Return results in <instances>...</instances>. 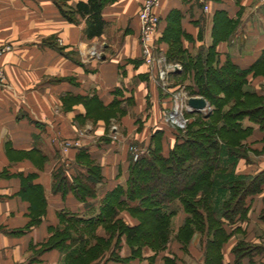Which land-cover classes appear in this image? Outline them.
Returning <instances> with one entry per match:
<instances>
[{
  "label": "crops",
  "instance_id": "1",
  "mask_svg": "<svg viewBox=\"0 0 264 264\" xmlns=\"http://www.w3.org/2000/svg\"><path fill=\"white\" fill-rule=\"evenodd\" d=\"M87 1L66 0V4L75 8ZM141 4L142 0L108 2L102 10L103 34L88 39L85 19L77 16L78 23L69 22L55 0H0V48L11 46L0 57L8 79L7 87H0V264H65L64 252L45 247L52 230L61 225L59 213L97 217L103 195L128 179L129 142L144 145L151 129L167 127L161 115L169 99L161 94L157 77L142 61ZM157 12L158 38L170 20L177 18L180 49L188 55L210 47L218 12L234 21L232 37L217 46L221 63L230 58L246 69L264 52V0H161ZM159 47L162 52L169 50L166 41ZM93 48L100 57L89 56ZM248 79L249 88L264 96V79L252 74ZM115 100L122 101L120 108L127 114L121 125L127 139L117 146L103 139L72 146L84 127L78 121L85 119L87 108L92 103L108 107ZM129 102H133L131 106ZM254 128L253 148L258 149L264 135ZM171 141L174 143L173 138ZM82 148L101 166L104 177L98 197L86 202L73 192L54 190L56 170L65 164L74 175ZM261 171L264 156L238 162V175L254 176ZM29 177L32 184L44 189L47 201L45 214L36 225H32V202L22 196V179ZM246 207L245 219L236 224L238 230L224 247L225 264H234L232 251L239 241L259 247L253 252L252 264H264V189L248 196ZM96 236L109 238L99 232ZM121 245L116 253L122 260L108 259V253L103 264H127L123 262L131 252L125 237ZM168 258L174 263L173 255ZM148 259L144 253L136 263L148 264Z\"/></svg>",
  "mask_w": 264,
  "mask_h": 264
},
{
  "label": "trees",
  "instance_id": "2",
  "mask_svg": "<svg viewBox=\"0 0 264 264\" xmlns=\"http://www.w3.org/2000/svg\"><path fill=\"white\" fill-rule=\"evenodd\" d=\"M111 1L88 0L79 2L75 8L69 7L66 0H55V3L69 22L78 23L77 16L85 19L86 37L93 39L103 34L105 21L102 10ZM176 20L172 18L163 36L157 39L158 49L163 51L159 47L160 42H168L170 49L164 53L170 61L182 64L184 74L191 76V94L205 98L213 108V115L218 118L198 111H193L191 115L208 118V126L216 127L217 133L205 134L206 131L203 126L197 125L198 122L185 131L175 129V143L166 154L163 146L165 132L161 129L153 131L149 155L135 162L129 161L128 179L124 185L119 184L103 195L97 217L84 219L68 211L59 213L61 225L52 230L45 247L64 252L65 264H77L88 253L94 252L100 243L109 244L112 236L108 240L95 234L88 237L84 232L77 233L64 224L77 223L95 228L112 222L123 208L145 214L154 221L152 229L143 235L140 233L143 223L135 227L123 225V233L133 246L139 239L162 237L160 247L164 248L171 237L169 229L172 220L183 210L186 217L176 235V239H181V236L187 239L182 245L183 249H188L193 234L199 233L202 240L205 238V264H225L224 247L238 230L236 224L247 215V197L264 189V171L254 176L236 175L223 185L226 186L224 189L216 188L217 177L230 171L245 156L233 148L243 147V141L227 140L222 137L223 133L250 136L257 126L264 135V96L249 88L248 79L259 67L264 66V52L256 64L246 69L235 65L230 58L221 63L217 46L232 37L234 21L218 12L214 18L210 47L201 49L196 55H188L180 49L181 29ZM121 104L122 101L115 100L108 107L101 104L98 107L109 111L120 109ZM244 121L250 125L245 126ZM77 163L79 167L75 168L74 175L65 164L60 165L54 175V190L64 194L73 192L81 202L96 199L104 178L101 166L90 158L84 148L79 151ZM158 187L163 188L162 194L157 193ZM214 195L220 196L219 202L214 199ZM22 196L32 202V225L40 223L47 203L44 189L32 184L31 177L23 178ZM94 239L96 243L91 244ZM258 248L239 241L232 251L234 264H244V258L251 260ZM105 252L102 249L96 255L99 257ZM112 252L111 257L115 250ZM136 252L133 248V253ZM248 264H252V260Z\"/></svg>",
  "mask_w": 264,
  "mask_h": 264
},
{
  "label": "rangeland",
  "instance_id": "3",
  "mask_svg": "<svg viewBox=\"0 0 264 264\" xmlns=\"http://www.w3.org/2000/svg\"><path fill=\"white\" fill-rule=\"evenodd\" d=\"M161 4V3H160ZM221 22V20H220ZM159 29V34H160ZM170 49V45H169ZM98 51L93 48L89 51V56L92 58H97ZM164 53V52H163ZM166 56V54L164 53ZM169 63L172 62V64H180L181 68L180 70L170 75L169 78V90L167 92H164L161 88V94L165 97V99H169L167 102L165 101L163 109H162V120L165 126L162 127V130L165 132L164 138H163V146H164V152L167 154L168 150L174 145L175 143V128H173L171 125H169L166 122V115L168 111H170L172 105H184L185 100L187 97H202L199 95H192L190 92V84H191V76L188 74H184L183 66L178 61H170L168 57L166 56ZM255 78H263L264 79V66L259 67L253 74ZM205 99V98H204ZM208 102V101H207ZM133 103V102H132ZM131 102L128 103L129 106L132 105ZM90 106V105H86ZM206 116H210L213 118H218L217 115H213V108L211 107L210 103L208 102V107L205 109V111H201ZM192 112L187 113L184 112L185 116V123L182 124L184 127L183 129H178L181 131H185L187 128H189L191 125L192 127L194 125H201L203 126L204 130L206 131L205 134H216L217 129L216 127L208 126L209 119L203 118L197 115H191ZM127 117L126 112L123 109H113V110H104L101 109L98 106H95L94 103L91 104L90 107L87 108V116L85 119L81 118V121L78 122L81 125H84L83 129L76 134V141L73 142L71 145H85L86 143H94L98 139H103L106 141H109L113 144V146H117L120 141L127 139L126 135H123L122 130V122ZM141 119V118H140ZM86 123H90L92 125H89V127H85ZM139 124V123H138ZM244 125L248 126L250 123L248 121H244ZM153 132V129L150 130L149 134V141H147L146 144L138 146L134 142H129V161L135 162V155L140 154V159L142 156H147L150 153L149 144H150V137ZM225 139L230 141L241 140L243 141V147H233L236 149V151L242 152L241 154L245 155L243 158L247 162H250L251 158L261 157L264 156V144H260L259 150L256 148H253V145L255 144V140L253 135L250 136H244V135H236V134H230V133H223ZM172 138L174 139V143H172ZM88 141V142H87ZM242 146V145H241ZM256 147V146H255ZM144 151V153L142 152ZM141 153L142 156H141ZM111 164V163H110ZM237 166H234L230 171L227 173H222V176L219 175L217 177V184L216 188L224 189V186L229 180L233 179L237 174ZM101 187H99V190ZM163 188L158 187L157 193L162 194ZM101 196V195H100ZM220 196L214 195V199L219 202ZM186 214L183 210H180L178 215H176L173 220L172 224L170 226V238L168 244L161 248L160 245L162 243V237H152L148 239H139L137 242H135V245L133 246L132 242L128 241L127 235L123 233V225L128 227H135L140 225V222L143 223L142 229L140 230L141 235H143L148 230L152 229L153 220L152 218L148 217L145 214L140 213H134L130 211L129 209L123 208L120 213H118L117 218H115L112 222H107L100 224L97 227L93 228H87L83 225L77 224V223H70V224H64L71 230L79 232H84V234L88 235L90 237L92 234L96 235V232H99L100 235L105 237H111L112 240L109 244L100 243L98 248L94 249V252L88 253L87 256H84L82 260L78 261L77 264H103L107 263L105 261L106 257L108 256V259L115 258L116 260H119L120 257L116 253V251H121L122 245L121 241L122 238H126V244L130 249V257L128 259H125L123 263L127 264H137L136 262L142 261L143 254L146 253V255L150 256V259H148V264H205V255H204V239L202 240V237L199 233L193 234L191 238V243L189 245V248L183 249V244L187 239H184V236H181V239H176V235L178 234L179 228L183 221L185 220ZM123 233V235L119 236V234ZM118 237L120 238L118 240ZM264 238V236H263ZM119 242V243H118ZM228 242V241H227ZM118 243V244H117ZM245 243L250 244V242L245 241ZM231 245V242H230ZM230 245L227 246V248H230ZM94 247V246H92ZM114 247V248H113ZM133 248L137 251L136 253H133ZM104 249L106 252L103 255H96L97 252ZM115 250V254H113V257H111V252ZM111 254V255H110ZM174 256L175 259L171 260L174 263H171L168 259L169 256ZM168 256V257H166ZM168 258V259H167ZM166 259V260H165ZM122 260V259H120ZM117 262V261H116ZM118 263V262H117Z\"/></svg>",
  "mask_w": 264,
  "mask_h": 264
},
{
  "label": "built area",
  "instance_id": "4",
  "mask_svg": "<svg viewBox=\"0 0 264 264\" xmlns=\"http://www.w3.org/2000/svg\"><path fill=\"white\" fill-rule=\"evenodd\" d=\"M161 0H142L141 10L139 13V20L141 22L140 33V46L142 52V59L144 64L150 69V71L157 77L158 86L164 91L169 90V78L170 75L177 73L181 65L172 64L168 62L166 56L162 51L158 49L157 39L160 29V16L158 15V8L160 7ZM208 11V8H205ZM11 50V46L7 45L0 48V57L6 52ZM100 57V54L97 53ZM8 79L5 71L0 67V87H7ZM192 97H187L185 104L172 105L170 111L166 115V122L175 129H183V123H185L184 112H193L189 106V100ZM208 107V106H207ZM205 111V109H204ZM144 153V151H142ZM141 153V156L142 154ZM140 154L135 155L137 161Z\"/></svg>",
  "mask_w": 264,
  "mask_h": 264
},
{
  "label": "water",
  "instance_id": "5",
  "mask_svg": "<svg viewBox=\"0 0 264 264\" xmlns=\"http://www.w3.org/2000/svg\"><path fill=\"white\" fill-rule=\"evenodd\" d=\"M189 106L194 109V111L201 112L207 108L208 102L203 97H193L189 100Z\"/></svg>",
  "mask_w": 264,
  "mask_h": 264
}]
</instances>
